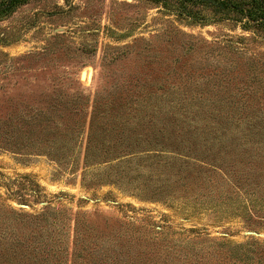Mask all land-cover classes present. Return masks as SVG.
Returning a JSON list of instances; mask_svg holds the SVG:
<instances>
[{"label":"rangeland","instance_id":"rangeland-1","mask_svg":"<svg viewBox=\"0 0 264 264\" xmlns=\"http://www.w3.org/2000/svg\"><path fill=\"white\" fill-rule=\"evenodd\" d=\"M169 21L145 0H30L16 8L0 20V139L6 136L3 122L24 120L35 107L44 110L54 100H77L82 111L77 121L84 113L89 119L94 101L116 104L114 99L132 110L129 116L118 114L117 121H153L151 111L132 108L143 98L140 105L152 109L162 91L189 75L185 91L202 92L206 99L197 103L232 108L241 104L240 91L248 90L254 103L264 105L261 37L227 23L179 25L184 34L175 35L176 25ZM22 153L0 148L4 216L13 211L40 217L52 211L70 239L76 220L88 222L96 234L125 233L148 245L138 252L144 262L159 253L163 260L165 247L175 249L187 235L197 234L191 229L213 244L255 240L264 247L263 220L234 217L215 223L207 211L187 215L176 203L114 184L82 182L81 160L70 168L45 152ZM62 259L72 264L69 256Z\"/></svg>","mask_w":264,"mask_h":264},{"label":"trees","instance_id":"trees-1","mask_svg":"<svg viewBox=\"0 0 264 264\" xmlns=\"http://www.w3.org/2000/svg\"><path fill=\"white\" fill-rule=\"evenodd\" d=\"M28 1L0 0V20ZM145 1L170 17L175 35L184 34L179 25L227 23L264 40V0ZM190 78L162 91L152 109L140 105L143 98L132 108L151 111L153 121H117L118 114H132L131 107H121V99L94 101L89 119L84 113L77 121L82 113L77 100H54L44 110L35 107L24 120L3 122L0 148L45 152L70 168L81 160L82 182L114 184L176 203L187 215L207 211L215 223L234 217L264 221V105L254 103V92L247 89L232 108L197 103L206 99L202 92L185 91ZM12 212L7 217L0 211V264H65L63 255L72 264H264V247L255 240L213 244L198 229L175 249L165 247L163 260L159 253L144 262L138 252L148 245L125 233L96 234L88 222L76 220L70 239L52 211L40 217Z\"/></svg>","mask_w":264,"mask_h":264},{"label":"water","instance_id":"water-1","mask_svg":"<svg viewBox=\"0 0 264 264\" xmlns=\"http://www.w3.org/2000/svg\"><path fill=\"white\" fill-rule=\"evenodd\" d=\"M248 233L251 234V235H259V233L254 232V231H248Z\"/></svg>","mask_w":264,"mask_h":264}]
</instances>
